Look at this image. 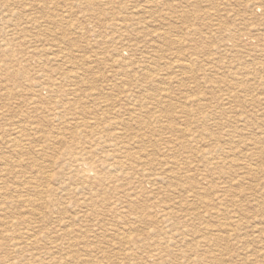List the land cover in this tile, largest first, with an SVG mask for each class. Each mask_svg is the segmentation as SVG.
I'll return each instance as SVG.
<instances>
[{
    "label": "rangeland",
    "instance_id": "rangeland-1",
    "mask_svg": "<svg viewBox=\"0 0 264 264\" xmlns=\"http://www.w3.org/2000/svg\"><path fill=\"white\" fill-rule=\"evenodd\" d=\"M20 1L0 0V264H264V0Z\"/></svg>",
    "mask_w": 264,
    "mask_h": 264
},
{
    "label": "bare ground",
    "instance_id": "bare-ground-1",
    "mask_svg": "<svg viewBox=\"0 0 264 264\" xmlns=\"http://www.w3.org/2000/svg\"><path fill=\"white\" fill-rule=\"evenodd\" d=\"M17 1H18V0H17ZM21 1H22V0H21ZM21 1H20V2H21ZM24 1H25V0H24ZM27 1H29V0H27ZM100 1H101V0H100ZM30 2H31V1H30ZM104 2H105V1H104ZM106 2H107V1H106ZM109 2H110V0H109ZM149 2H150V1H149ZM89 3H90V2H89ZM22 4H23V3H22ZM102 4H103V3H102ZM106 4H107V3H106ZM10 5H11V4H10ZM10 5H9V6H10ZM19 5H20V4H19ZM91 5H93V4H89L87 7H89V6H91ZM104 5H105V4H104ZM108 6H109V5H108ZM119 6H120V5H119ZM1 7H2V6H1ZM7 8H8V7H6V10H7ZM93 8H94V7H93ZM4 9H5V8H4ZM19 9H20V8H19ZM105 9H107L106 6H105ZM110 9H111V8H110ZM120 9H125V7H120V8H119V11L117 12L118 15L116 16L117 18H118V17H121ZM6 10H4V11H6ZM27 10H28V9H27ZM31 10H32V9H31ZM11 11H12V10H11ZM19 11H21V10H19ZM112 11H113V10H112ZM0 12H2V11H0ZM7 12H8V11H7ZM16 12H18V11H16ZM105 12H106V11H105ZM122 12H123V11H122ZM12 13H14V12H12ZM22 13H23V12H22ZM16 14H18V13H16ZM0 15H1V14H0ZM10 15H11V14H10ZM22 15L24 16V13H23ZM25 15H27V14H25ZM28 15H29V14H28ZM3 16H4V15H3ZM14 16H15V15H14ZM16 16H17V15H16ZM19 16H21V13H20ZM85 16H86V15H85ZM12 17H13V16H11V18H12ZM17 17H18V16H17ZM27 17L30 18L29 16H27ZM116 17H115V18H116ZM21 18H22V17H21ZM94 18H95V17H94ZM4 19H6V18H4ZM32 19H33V16L31 17L30 21H31ZM119 19H120V18H119ZM8 20H9V19H8ZM15 20H16V19H15ZM19 20H20V19H19ZM28 20H29V19H28ZM34 20H35V19H34ZM88 20H89V19H88ZM88 20H86V21H88ZM113 20H115V19H113ZM133 20H134V19H133ZM0 21H1V20H0ZM115 21H117V20H115ZM15 22H16V21H15ZM92 22H93V21H92ZM134 22H135V21H134ZM84 23H85V22H84ZM114 23H115V22H114ZM136 23H137V22H136ZM91 24H92V23H91ZM111 25H112V27H116V23L113 25V23L111 22ZM117 25H118V24H117ZM2 26H3V25H1V27H2ZM120 26H122V25H120ZM123 26H124L126 29H128V26H127L126 24L123 25ZM10 27H12V26H10ZM124 27H123V28H124ZM34 28H36V27H34ZM116 28H117V27H116ZM118 28H119V27H118ZM31 29H32V28H31ZM17 30H18V29H17ZM17 30H16V31H17ZM108 30H109V29H108ZM110 30H111V29H110ZM18 31H19V30H18ZM230 31L233 32L232 30H230ZM119 32H121V30H120ZM27 33H28V32H27ZM111 33H113V32H111ZM116 33H117V32H116ZM113 34H114V33H113ZM226 34H227V33H226ZM231 34H232V33H231ZM111 35H112V34H111ZM221 35H222V34H221ZM229 35H230V34H229ZM234 35H235V34H234ZM94 36H95V35H94ZM99 36H100V34H99ZM97 37H98V36H97ZM117 37H118V36H117ZM237 37H238V36H237ZM1 38H2V37H1ZM4 39H5V38H4ZM235 39H236L235 41H237L238 38H235ZM115 40H116V38H115ZM136 40H137V39H136ZM109 41H111V40H109ZM134 41H135V40H134ZM1 42H2V41H1ZM3 42H4V41H3ZM118 42H119V41H118ZM120 42H121V41H120ZM135 42H136V41H135ZM26 43H27V42H26ZM100 43H102V42H100ZM250 43H251V42H250ZM32 44H33V43H32ZM110 44H111V43H110ZM148 44H149V43H148ZM33 45H34V44H33ZM100 45H101V44H100ZM105 46H106V45H105ZM19 47H20V46H19ZM144 47H145V46H144ZM250 47H252V46H250ZM38 52H40V51H37V50H36V53H38ZM44 52H45V51H44ZM115 52H116V51H115ZM31 53H32V51H31ZM113 53H114V52H113ZM7 54H8V53H7ZM14 54H15V53H14ZM41 54H42V53H41ZM43 54H44V53H43ZM120 54H121V53H120ZM15 55H16V54H15ZM33 55H34V52H33ZM11 56H12V55H11ZM47 56H48V55H47ZM113 56H116V55H113ZM113 56H112V57H113ZM117 56H118V55H117ZM117 56H116V57H117ZM0 57L2 58V56H0ZM28 57H29V56H28ZM109 57H110V55H109ZM1 58H0V59H1ZM29 58H30V57H29ZM37 58H39V57H37ZM103 58H104V57H103ZM114 58H115V57H114ZM27 59H28V58H27ZM39 60H40V59H39ZM105 60H106V58H105ZM140 61H141V60H139V62H140ZM38 62H39V61H38ZM108 62H109V61H108ZM17 63H18V62H17ZM17 63H16V64H17ZM23 63H24V62H23ZM23 63H22V64H23ZM39 63H40V62H39ZM114 63H115V62H114ZM132 63H133V61H132ZM134 63H135V62H134ZM24 64H25V63H24ZM125 64H127V63H125ZM140 64H142V63H140ZM122 66H123V68H124V65H122ZM142 66H143V65H142ZM144 66H145V64H144ZM11 67H12V66H11ZM20 67H22V66L20 65ZM23 67H25V66H23ZM125 67H126V66H125ZM25 68H26V67H25ZM126 68H127V67H126ZM2 69H3V68H2ZM15 69H16V67H15ZM135 69H136V66H135ZM3 70H4V69H3ZM7 70H8V69H7ZM127 70H128V69H127ZM139 70H140V69H139ZM137 71H138V70H137ZM141 71H142V70H141ZM23 73H24V72H23ZM23 73H22V76H23ZM53 73H54V72H53ZM129 73H131V71H130ZM132 73H133V71H132ZM137 73H138V72H137ZM145 73H146V72H145ZM147 74H148V73H147ZM19 75H20V74H19ZM24 75H25V74H24ZM130 75H131V74H130ZM134 75H135V74H134ZM0 76H1V75H0ZM123 76H125V75H123ZM135 76H136V75H135ZM139 76H141V75H139ZM143 76H145V75L143 74ZM12 77H13V76H12ZM147 77H148V76H147ZM3 78H4V77H3ZM6 78H7V77H6ZM136 78H137V77H136ZM0 79H1V78H0ZM8 80H9V79H8ZM8 80H7V81H8ZM7 81H6V82H7ZM53 81H55V80H53ZM58 81H59V80H58ZM138 82H139V80H138ZM138 82H137V83H138ZM26 83H27V82H26ZM60 83H62V82H60ZM60 83H59L58 86H60ZM134 83H135V82H134ZM65 84H67V83L65 82ZM145 84H147V83H145ZM0 85H1V84H0ZM56 86H57V84H56ZM141 86H142V85H141ZM137 87H138V86H137ZM13 88H14V87H13ZM13 88H12V89H13ZM25 88H26V87H25ZM58 88H59V87H58ZM61 88H62V85H61ZM140 88H141V87H140ZM142 88H143V87H142ZM146 88H147V87H146ZM152 88H153V87H152ZM33 89H34V88H33ZM37 89H38V88H37ZM55 89H56V87H55ZM63 89H64V88H63ZM0 90H1V88H0ZM34 90H35V89H34ZM57 90H58V89H57ZM60 90H62V89H60ZM70 90H71V89H70ZM145 90H147V89H145ZM145 90H144V91H145ZM148 90H149V89H148ZM150 90H151V89H150ZM150 90H149V91H150ZM4 91H5V90H4ZM17 91H18V90H17ZM20 91H21V90H20ZM55 91H56V90H55ZM62 91H63V90H62ZM72 91H73V90H72ZM76 91H77V90H76ZM144 91H143V93H144ZM13 92H14V91H13ZM53 92H54V91H53ZM67 92H68V93H67ZM139 92H140V91H139ZM6 93H7V92H6ZM9 93H10V92H9ZM18 93H19V91H18ZM22 93H23V92H22ZM27 93H28V91H27ZM50 93H52V92L50 91ZM74 93H75V92H70V91H68V90H67V91H64V95L66 94V97L69 96V95L74 96ZM133 93H134V92H133ZM3 94H4V93H3ZM11 94H12V93H11ZM29 94H30V93H29ZM33 94H35V93H33ZM77 94H78V92H77ZM140 94H141V93H140ZM4 95H5V94H4ZM6 95H7V94H6ZM6 95H5V96H6ZM37 96H39V95H37ZM37 96H35V97H36V98H39V97H37ZM72 96H71V97H72ZM75 96H76V95H75ZM77 96H78V95H77ZM77 96H76V99H78ZM3 97H4V96H3ZM29 97H30V96H29ZM32 97H33V96H32ZM42 97H44V96L42 95ZM48 97H49V96H48ZM51 97H52V96H51ZM59 97H60V99L57 101V103L54 104L53 106L49 107V109L46 110V112H50V113H52V115L54 114V115H57V116H60V115L68 116V114H70V109H71V108L69 107V106H70V103H69L70 101H69V102H67V101L64 102V100H65L66 98L63 99L62 96H59ZM119 97H120V96H119ZM133 97H134V96H133ZM4 98H5V97H4ZM53 98H54V97H53ZM55 98H56V97H55ZM57 98H58V97H57ZM87 98H88V97H87ZM127 98H128V96H127ZM46 99H47V98H46ZM80 99H81V98H80ZM128 99H129V98H128ZM132 99H133V98H132ZM38 100H39V99H38ZM121 100H122V99H121ZM121 100H120V101H121ZM123 100H124V99H123ZM123 100H122V101H123ZM39 101H41V100H39ZM137 101H138V100H137ZM143 101H145V100H143ZM26 102H27V101H26ZM28 102H29V101H28ZM34 102H35V101H34ZM34 102L32 103V100H31V103H32V104H34ZM48 102H49V101H48ZM48 102H47V103H48ZM66 102H67V103H66ZM124 102L127 103V101H124ZM124 102H123V103H124ZM130 102H131V101H130ZM130 102H129V104H131ZM36 103H37V102H36ZM36 103H35V104H36ZM132 103H133V105H134V102H132ZM135 103H136V102H135ZM137 103H138V102H137ZM39 104H40V103H39ZM44 104H45V103H44ZM127 104H128V103H127ZM139 104H140V102H139ZM143 104H144V102H143ZM37 105H38V104H37ZM40 105H42V104H40ZM45 105H46V104H45ZM45 105H43V106H45ZM145 105H146V104H145ZM149 105H150V104H149ZM149 105H148V106H149ZM158 105H159V104H158ZM78 106H79V105H78ZM146 106H147V105H146ZM146 106H144V107H146ZM148 106H147V107H148ZM27 107H28V105H27ZM36 107H37V106H36ZM71 107H72V106H71ZM74 107H75V106H73V108H74ZM124 107H125V106H124ZM138 107H139V106H138ZM100 108H102V107H100ZM28 109H29V108H28ZM30 109H31V108H30ZM38 109H39V108H37V111H40V110H38ZM75 109H77V107H76ZM145 109H147V108H144V110H145ZM126 110H127V109H126ZM147 110H148V109H147ZM44 111H45V110H44ZM42 112H43V111H42ZM46 112H43V113L45 114ZM98 112H99V111H98ZM98 112H97V113H98ZM114 112H115V111H114ZM126 112H127V111H126ZM126 112H125V113H126ZM131 112H132V111L130 110V113H131ZM36 113H37V112H36ZM97 113H95V114H97ZM115 113H116V112H115ZM143 113H144V112H143ZM216 113H217V112H216ZM218 113H219V112H218ZM224 113H225V112H224ZM226 113H228V112H226ZM28 114L30 115V113H28ZM39 114H40V113H39ZM44 114H43V115H44ZM76 114H77V113H76ZM95 114H93V115H95ZM120 114H121V113H120ZM32 115H33V114H32ZM77 115H78V114H77ZM79 115H80V114H79ZM79 115H78V117H79ZM219 115H220V114H219ZM40 116H41V115H40ZM44 116H45V115H44ZM83 116H84V115H83ZM86 116H88V115H86ZM86 116H84V118L82 117L83 120L85 119ZM108 116H110V115H108ZM113 116H114V115H113ZM135 116H136V114H135ZM3 117H4V116H3ZM5 117H6V116H5ZM78 117H77V118H78ZM119 117H120V116H119ZM138 117H139V116H138ZM39 118H40V117H39ZM53 118H54V117H53ZM56 118H57V119H60V117H56ZM35 119H36V118H35ZM45 119H46V117H45ZM50 119H51V118H50ZM63 119H64V118H63ZM80 119H81V118H80ZM87 119H88V118H87ZM114 119H115V116H114V118H113L112 120H114ZM118 119H119V118H118ZM131 119H132V118H131ZM131 119H130V120H131ZM134 119H135V118H134ZM134 119H133V120H134ZM136 119H137V118H136ZM54 120H55V119H54ZM121 120H122V118H121ZM121 120H119V121H121ZM35 121H36V120H35ZM40 121H42V119H41ZM44 121H45V120H44ZM58 121H59V120H58ZM68 121H69V120H68ZM73 121H75V120H73ZM77 121H78V120H77ZM85 121L88 122V120H86V119H85ZM85 121H84V123H85ZM116 121H117V120H116ZM60 122H61V121H60ZM69 122H71V121H69ZM75 122H76V121H75ZM82 122H83V121H82ZM87 122H86V124H87ZM133 122H134V121H133ZM35 123H36V125H37V122H35ZM38 123L40 124V122H38ZM52 123H53V122H52ZM123 123H124V122H123ZM62 124H63V123H62ZM65 124H66V123H65ZM74 124H75V123H74ZM80 124H81V123H80ZM120 124H121V123H120ZM124 124H125V123H124ZM52 125H53V124H52ZM57 125H60V123L57 124ZM66 125H67V128H68V124H66ZM88 125H89V123H88ZM134 125H135V124H134ZM32 126H33V124L31 125V127H32ZM70 126L72 127V125H70ZM84 126H85V125H84ZM110 126H112V125H110ZM116 126L118 127L119 124H117ZM116 126H115V127H116ZM123 126H124V125H123ZM135 126H137V125H135ZM37 127H38V125H37ZM58 127H59V126H58ZM58 127H54V128H58ZM106 127H107V126H106ZM117 127H116V128H117ZM121 127H122V126H121ZM12 128H14V127H12ZM16 128L18 129V127H16ZM16 128H14V129H16ZM59 128H60V127H59ZM74 128H75V125H74ZM99 128H100V126H99ZM135 128H136V127H135ZM139 128H140V127H139ZM25 129H30V128H25ZM31 129H32V128H31ZM37 129H38V128H37ZM37 129H36V130H37ZM103 129H105V128H103ZM118 129H119V128H118ZM12 130H13V129H12ZM36 130H34V131H36ZM54 130H55V129H54ZM64 130H66V129H64ZM71 130H72V129L70 128V132H71L70 134H71V137H72V139H73V140L71 141V144H70L71 146L69 147V151H70V154H71V158H70V157H67V156H68V155H67V156L65 157V159L70 158V160H69V161L67 160L68 162H67L66 160H65V161H66V163L69 165L68 167H70V169L72 170V172H73V171L76 172V170H80L85 176L93 175V173H94V168L92 167L93 164H90V163H88V162H85V161H84V158H83V157H85V156H87V155H89V154L91 155V153L93 152V151H92V152H91V151H88L89 149L87 150V149L85 148V147H88V146H92V142H89V143L87 142L88 144H83V143H82V145H81L82 147H78V146H77V148H76V147H75V144L77 143L78 140L76 141V143H75V140L78 139V138H80V137H79L80 135L78 134L79 132L77 131V129L74 130V131H73V130L71 131ZM114 130H116V129L114 128ZM15 131H17V130H15ZM21 131H22V130H21ZM23 131H25V130H23ZM23 131H22V133H23ZM27 131H28V130H27ZM29 131H30V130H29ZM56 131H57V130H55V133H56ZM79 131H80V130H79ZM98 131H99V130H98ZM7 132H8V131H7ZM11 132H13V131H11ZM61 132H62V131H61ZM77 132H78V133H77ZM80 132L83 133V130H81ZM110 132H111V130H110ZM24 133H26V131H25ZM93 133H94V132H93ZM93 133H92V134H93ZM192 133H193V132H192ZM14 134H15V133H14ZM16 134H17V132H16ZM19 134H20V133H19ZM26 134H27V133H26ZM35 134H37V132H36ZM56 134H57V133H56ZM61 134H62V133H61ZM65 134H66V133H65ZM68 134H69V132H68ZM68 134H66V136H67ZM87 134H88V133H87ZM87 134H86V135H87ZM118 134H119V133H118ZM146 134H147V133H146ZM196 134H198V133H196ZM8 135H9V134H7V136H8ZM12 135H13V134H12ZM20 135H22V134H20ZM23 135H24V134H23ZM81 135H82V134H81ZM144 135H145V134H144ZM13 136H15V135H13ZM31 136H32V135H31ZM34 136H35V135H34ZM54 136H57V135H54ZM58 136H63V135H58ZM58 136H57V137H58ZM69 136H70V135H69ZM91 136H92V135H91ZM117 136L119 137V135H117ZM132 136H133V134H132ZM141 136H142V134H141ZM159 136H160V135H159ZM161 136H162V135H161ZM161 136H160V137H161ZM18 137H19V135H18ZM18 137H17V138H18ZM28 137H29V136H28ZM41 137H42V136H40V138H41ZM86 137H87V136H86ZM123 137H125V136H123ZM126 137H127V136H126ZM135 137H136V136H135ZM138 137H139V136H138ZM144 137H145V136H144ZM191 137H192V136H191ZM204 137H205V136H204ZM210 137H211V136H210ZM23 138H24V137H23ZM25 138H27V136H25ZM31 138H32V137H31ZM44 138H45V137H44ZM49 138H50V137H49ZM63 138L65 139V137H63ZM127 138H128V137H127ZM15 139H16V138H15ZM54 139H57V138H54ZM111 139H112V135H111ZM128 139H129V138H128ZM132 139H133V138H132ZM147 139H148V138H146L145 141H146ZM159 139H160V138H159ZM20 140H21V139H20ZM40 140H41V139H40ZM45 140H46V139H45ZM45 140H44V142H45ZM57 140H58V139H57ZM61 140H62V139H61ZM112 140H114V139H112ZM119 140H121V139H119ZM125 140H126V139H125ZM133 140H134V139H133ZM164 140H165V139H164ZM191 140H192V139H191ZM193 140H194V138H193ZM196 140H197V137H196ZM221 140H222V139H221ZM221 140L219 139V141H221ZM1 141H3V140H1ZM10 141H11V142H9V143H8L7 141H6V142H7L8 144H10V143L13 144V142H14L15 140H14L13 142H12V140H10ZM26 141H27V140H26ZM36 141H37V140H36ZM51 141H52V140L47 139V142H49L50 144H52ZM67 141H68V140H67ZM92 141H93V140H92ZM141 141H142V139H141ZM143 141H144V140H143ZM143 141H142V143H143ZM161 141H162V139H161ZM165 141H166V140H165ZM171 141H172V140H171ZM189 141H190V140H189ZM217 141H218V140H217ZM3 142H5V140H4ZM17 142H18V141H17ZM28 142H29V141H28ZM32 142L34 143L35 141H32ZM54 142H55V141H54ZM64 142H65V140H64ZM146 142H147V141H146ZM167 142H169V141H167ZM172 142H173V141H172ZM175 142H176V141H175ZM187 142H188V140H187ZM205 142H206V141H205ZM33 143H32V144H33ZM56 143H57V142H56ZM73 143H75V144H73ZM113 143H114V142H113ZM134 143H135V142H134ZM137 143H138V142H137ZM137 143H136V145H137ZM144 143H145V142H144ZM163 143H164V142H163ZM189 143H190V142H189ZM191 143H192V142H191ZM198 143H199V141H198ZM208 143H209V141H208ZM12 144H11V145H12ZM20 144H21V143H20ZM30 144H31V143H30ZM47 144H48V143H47ZM139 144H140V142H139ZM146 144H147V143H146ZM146 144H145V145H146ZM168 144H170V143H168ZM182 144H185V143H182ZM221 144H222V143H221ZM120 145H121V144H120ZM140 145H141V144H140ZM143 145H144V144H143ZM175 145H176V144H175ZM175 145H174V146H175ZM185 145H186V144H185ZM185 145H183V146H185ZM187 145H188V144H187ZM207 145H209V144H207ZM218 145H219V144H218ZM5 146H6V144H5ZM17 146H18V145H17ZM103 146H104V145H103ZM117 146H118V145H117ZM117 146H116V147H117ZM178 146H179V144L177 145V147H178ZM183 146H181V147H183ZM188 146H189V145H188ZM190 146H191V144H190ZM196 146H197V145H196ZM196 146H194V147H196ZM211 146H212V145H211ZM215 146H216V145H215ZM24 147H25V146H24ZM104 147H105V146H104ZM143 147H144V146H143ZM143 147H142V148H143ZM169 147H171V146H169ZM181 147H180V148H181ZM207 147H208V146H207ZM9 148H10V146H9ZM9 148H8V149H9ZM11 148H12V147H11ZM16 148L18 149V147H16ZM38 148H39V147H38ZM40 148H41V147H40ZM40 148H39V149H40ZM43 148H44V147H43ZM90 148H91V147H90ZM110 148H112V147H110ZM131 148H132V147H131ZM188 148H189V147H188ZM14 149H15V148H14ZM44 149H47V148H44ZM92 149H93V148H92ZM105 149H106V148H105ZM112 149H113V148H112ZM133 149L136 151V149H135L134 147H133ZM170 149H171V148H170ZM183 149H184V148H183ZM215 149H216V147H215ZM20 150H21V149H20ZM27 150H28V149H27ZM93 150H94V149H93ZM97 150H98V149H97ZM102 150H103V149H102ZM106 150H107V149H106ZM125 150H126V149H125ZM139 150H140V149H139ZM139 150H138V151H139ZM180 150H182V149H179V151H180ZM187 150H188V149H187ZM193 150H194V149H193ZM223 150H224V149H223ZM31 151H32V150H31ZM43 151H44V150H43ZM45 151H46V150H45ZM113 151H114V150H113ZM117 151H118V150H117ZM126 151H127V150H126ZM129 151H130V150H129ZM131 151H132V150H131ZM140 151H141V150H140ZM144 151H145V150H144ZM176 151H177V150H176ZM205 151L207 152V150H205ZM28 152H29V150H28ZM47 152H48V150H47ZM97 152H98V151H97ZM101 152H102V151H101ZM108 152H109V151H108ZM142 152H143V151H142ZM170 152H171V151H170ZM203 152H204V151H203ZM216 152H218V151H216ZM222 152H223V151H222ZM14 153H15V152H14ZM29 153H30V152H29ZM109 153H110V152H109ZM134 153H136V152H134ZM140 153H141V152H140ZM183 153H184V151H183ZM200 153H201V152H200ZM15 154H17V152H16ZM24 154H25V153H24ZM30 154H31V153H30ZM44 154H45V153H44ZM46 154H47V153H46ZM115 154H116V152H115ZM121 154H122V153H121ZM215 154H218V153H215ZM17 155H18V154H17ZM22 155H23V154H22ZM36 155H37V154H36ZM123 155H125L124 152H123L122 156H123ZM132 155H133V154H132ZM137 155H138V153H137ZM186 155H189V152H188V154H186ZM204 155H205V154H204ZM222 155H223V154H222ZM18 156H20V155H18ZM40 156H41V154H40ZM40 156H39V158L42 157V156H41V157H40ZM69 156H70V155H69ZM126 156L128 157V155H126ZM143 156H144V155H143ZM169 156H170V155H169ZM180 156H182V155H180ZM44 157H45V156H44ZM117 157H118V156H117ZM130 157H131V156H130ZM146 157H147V156H146ZM184 157H185V156H184ZM187 157H188V156H187ZM223 157H224V156H223ZM63 158H64V157H63ZM95 158L97 159V157H95ZM103 158H105V157H103ZM103 158H102V159H103ZM106 158H107V157H106ZM123 158H124V157H123ZM142 158H144V157H142ZM175 158H176V157H175ZM180 158H181V157H180ZM199 158H200V156H199ZM202 158H203V156H202ZM212 158H213V157L211 156V159H212ZM221 158H222V157H221ZM228 158H229V157H228ZM149 159H150V158H149ZM157 159H158V158H157ZM162 159H163V158H162ZM182 159H183V158H182ZM3 160H4V159H3ZM115 160H116V159H115ZM119 160H120V159H119ZM144 160H145V159H144ZM185 160H187V159H185ZM193 160H194V159H193ZM198 160H199V159H198ZM198 160H197V161H198ZM209 160H210V159H209ZM174 161H175V160H174ZM179 161H180V160H179ZM212 161H213V160H212ZM18 162H19V161H18ZM18 162H17V163H18ZM22 162L24 163V161H22ZM98 162H99V161H98ZM107 162H109V160H108ZM127 162H128V161H127ZM142 162H144V161H142ZM182 162H183V161H182ZM182 162H181V165H182ZM184 162H185V161H184ZM189 162H191V161H189ZM207 162H208V161H207ZM19 163H20V162H19ZM91 163H92V162H91ZM96 163H97V161H96ZM109 163H110V162H109ZM112 163H113V162H112ZM171 163H172V162H171ZM185 163H188V162H185ZM198 163H199V162H197V165H198ZM203 163H204V162H203ZM222 163H223V161H222ZM6 164H7V162H6ZM20 164H21V163H20ZM64 164H65V163H64ZM135 164H136V163H135ZM158 164H159V163H158ZM166 164H167V163H166ZM172 164H174V163H172ZM15 165H17V164H15ZM104 165H105V164H104ZM114 165H115V166H114V170H116V169L122 167V162H120V163H119V162H118V163H115ZM137 165H138V164H137ZM137 165H136V166H137ZM147 165H148V164H147ZM156 165H157V164H156ZM169 165H171V164L169 163ZM181 165H180V166H181ZM186 165H187V164H186ZM188 165H189V163H188ZM202 165H203V164H202ZM206 165H207V164H206ZM210 165H211V164H210ZM218 165H220V167H221V164H220V163H219ZM21 166H22V165H21ZM62 166H63V165H62ZM107 166H108V165H107ZM163 166H164V165H163ZM163 166H162V167H163ZM189 166H191V165H189ZM211 166H212V165H211ZM54 167H55V166H54ZM101 167H102V166H101ZM147 167H148V166H147ZM208 167H209V166H208ZM220 167H219V168H220ZM248 167H249V166H248ZM55 168H56V167H55ZM163 168H164V167H163ZM199 168H200V167H199ZM206 168H207V166H206ZM211 168H212V167H211ZM219 168H218V169H219ZM245 168H246V167H245ZM251 168H252V167H251ZM218 169H217V170H218ZM221 169H222V168H221ZM228 169H229V168H228ZM248 169H249V168H247V171L249 172L250 170H248ZM62 170H63V169H62ZM118 170H119V169H118ZM141 170H142V169H141ZM141 170H139L138 172H140ZM156 170H157V169H156ZM212 170L214 171V169H212ZM252 170H253V169H252ZM254 170L256 171L255 168H254ZM58 171H60V170H58ZM116 171H117V170H116ZM122 171H123V170H122ZM151 171H153V170H151ZM158 171H159V170H158ZM164 171H165V170H164ZM208 171H210V169L207 170V172H208ZM223 171H225V170H223ZM223 171H222V173H223ZM244 171H245V170H244ZM37 172H38V170H37ZM61 172H62V171H61ZM129 172H130V171H129ZM155 172H156V171H155ZM257 172H258V171H257ZM257 172H255V173H257ZM69 173H70V172H69ZM115 173H116V172H115ZM140 173H141V172H140ZM145 173H147V172H145ZM145 173H143V174H145ZM151 173H153V172H151ZM205 173H206V172H205ZM212 173H213V172H212ZM217 173H219V172H217ZM111 174H113V173H111ZM210 174H211V173H210ZM213 174H214V173H213ZM252 174H253V172H252ZM15 175H16V174H15ZM15 175H13V176H15ZM19 175H20V174H19ZM40 175H41V174H40ZM48 175H49V174H48ZM157 175H158V174H157ZM160 175H161V174H160ZM175 175H176V174H175ZM182 175H183V174H182ZM13 176H12V177H13ZM17 176H18V175H17ZM110 176H111V175H110ZM122 176H123V175H122ZM140 176H141V174H140ZM146 176H147V175H146ZM162 176H163V175H162ZM180 176H181V174H180ZM228 176H230V175L228 174ZM41 177H42V176H41ZM43 177H44V176H43ZM45 177H49V176L46 175ZM155 177H156V176H155ZM157 177H158V176H157ZM176 177H177V176H176ZM225 177H226V176H225ZM15 178H17V177H15ZM38 178H39V176H38ZM137 178H138V177H137ZM171 178H172V177H171ZM181 178H182V177H181ZM13 179H14V177H13ZM19 179H20V178H19ZM41 179H43V178H41ZM49 179H51V178H49ZM54 179H55V178H54ZM70 179H71V178H70ZM118 179H119V178H118ZM127 179H128V178H127ZM139 179H141V178H139ZM144 179L147 180V177L144 178ZM150 179H151V178H150ZM165 179H166V178H165ZM167 179H168V178H167ZM169 179H170V177H169ZM177 179H178V178H177ZM221 179H222V178H221ZM225 179H226V178H225ZM227 179H228V178H227ZM22 180H23V179H22ZM79 180H80V178H79ZM19 181H20V180H19ZM24 181H25V180H24ZM128 181H129V180H128ZM131 181H132V180H131ZM138 181H139V180H138ZM149 181H150V180H149ZM24 183H25V182H24ZM53 183H54V180H53ZM55 183H56V182H55ZM89 183H90V182H89ZM144 183H145V182H144ZM157 183H158V182H157ZM22 184H23V183H21V185H22ZM57 184H58V181H57ZM113 184H115V183H113ZM141 184H142V183H141ZM169 184H170V183H169ZM172 184H173V183H172ZM19 185H20V183H19ZM78 185H79V184H78ZM82 185H83V183H82ZM87 185H88V183H87ZM131 185H132V184H131ZM134 185H135V183H134ZM28 186H29V185H28ZM150 186H151V185H150ZM162 186H163V185H162ZM7 187H8V186H7ZM26 187H27V186H26ZM30 187H32V186H30ZM35 187H36V186H35ZM132 187L134 188L135 186H132ZM20 188H21V187H20ZM28 188H29V187H28ZM28 188H27V189H28ZM111 188H112V187H111ZM24 189H26V188H24ZM27 189H26V190H27ZM60 189L62 190V188H60ZM128 189H130V188L128 187ZM157 189H158V188H157ZM3 190H4L3 193H4V194L6 195V197H7V193L10 192V190H6V187H5ZM20 190H21V189H20ZM61 190H59V191H61ZM184 190H186V189H184ZM91 191H92V190H91ZM91 191H90V192H91ZM125 191H126V190H125ZM139 191H140V190H139ZM182 191H183V190H182ZM186 191H188V189H187ZM190 191H191V190H190ZM11 192H12V193L15 192V189H14V191L11 190ZM155 192H156V191H155ZM183 192H184V191H183ZM183 192H182V193H183ZM188 192H189V191H188ZM185 193H186V192H185ZM189 193H190V192H189ZM4 194H3V195H4ZM13 194H14V193H13ZM76 194H78V192H77ZM17 195H20V194H17ZM83 195H85V194L83 193ZM135 195H136V194H135ZM175 195H176V194H175ZM10 196H11V195H10ZM15 196H16V195H15ZM64 196H65V195H64ZM66 196H67V195H66ZM131 196H132V195H131ZM144 196H145V195H144ZM161 196H162V195H161ZM163 196H164V195H163ZM17 197L21 198V196H17ZM17 197H16V198H17ZM92 197H93V196H92ZM117 197H118V195H117ZM94 198H96V197H94ZM127 198H129V197H127ZM157 198H158V197H157ZM63 199H64V198H63ZM105 199H106V198H105ZM139 199H140V198H139ZM145 199H146V198H145ZM0 200H2V199H0ZM79 200H80V199H79ZM158 200H159V199H158ZM10 201H11V198H9V197H8V198H5V202H4V205H5V206H4V207L9 206V205H10ZM51 201H52V200H51ZM55 201H56V200H55ZM60 201H61V200H60ZM63 201H64V200H63ZM110 201H111V200H110ZM160 201H161V200H160ZM23 202H24V201H23ZM23 202H21V203H23ZM57 202H58V201H57ZM128 203H129V202H128ZM167 203H168V202H167ZM26 204H27V203H26ZM49 204H50V203H49ZM52 204H53V203H52ZM120 204H121V203H120ZM129 204H130V203H129ZM129 204H128V205H129ZM131 204H132V203H131ZM12 205H13V204H12ZM81 205H82V204H81ZM162 205H163V204H162ZM164 205H165V204H164ZM50 206H51V205H50ZM92 206H93V205H92ZM113 206H114V205H113ZM117 206H118V205H117ZM57 207H58V206H57ZM57 207H56V209H57ZM59 207L61 208L62 205H60ZM69 207H70V206H69ZM73 207H74V205H73ZM160 207H161V206H160ZM165 207H166V206H165ZM71 208H72V205H71ZM74 208H75V207H74ZM77 208H78V207H77ZM77 208H76V209H77ZM80 208H81V207H80ZM92 208H93V207H92ZM118 208H119V206H118ZM143 208H144V207H143ZM156 208H157V207H156ZM156 208H155V209H156ZM8 209H9V208H8ZM10 209H11V208H10ZM72 209H73V208H72ZM89 209H90V208H89ZM160 209H162V208H160ZM171 209H172V206H171ZM171 209H170V210H171ZM5 210H7V209H4V211H5ZM59 210H60V209H59ZM79 210H80V209H79ZM90 210H91V209H90ZM124 210H125V209H124ZM163 210H165V209H163ZM168 210H169V209H168ZM168 210H167V211H168ZM153 211H154V210H153ZM1 212H2V214H3V208H2V211H1ZM26 212H27V211H25V213H26ZM75 212H76V211H75ZM25 213H24V214H25ZM29 213H30V212H29ZM33 213H34V212H33ZM56 213H57V212H56ZM101 213H102V212H101ZM170 213H171V212H170ZM9 214H10V213H9ZM24 214H23V215H24ZM31 214H32V213H31ZM65 214H66V213H65ZM79 214H80V213H79ZM85 214H86V213H85ZM133 214H134V213H133ZM59 215H60V214H59ZM71 215H72V214H71ZM90 215H91V214H90ZM123 215H124V214H123ZM151 215H153V214H151ZM151 215H150V216H151ZM205 215H206V214H205ZM205 215H204V216H205ZM207 215H209V212H208ZM214 215H215V214H214ZM218 215H220V214H218ZM222 215H223V214H222ZM5 216H6V215H5ZM7 216L10 218L9 215H7ZM29 216H30V215H29ZM34 216H35V215H34ZM73 216H74V215H73ZM115 216H116V215H115ZM204 216H203V217H204ZM224 216H225V215H224ZM228 216H229V215H228ZM61 217H62V216H61ZM111 217H112V216H111ZM132 217H133V216H132ZM145 217H147V216H145ZM208 217H209V216H208ZM210 217H211V215H210ZM220 217H221V216H220ZM222 217H223V216H222ZM2 218H4V217H2ZM63 218H64V217H63ZM66 218H67V217H66ZM66 218H65V219H66ZM90 218H91V217H90ZM117 218H118V216H117ZM117 218H116V219H117ZM134 218H135V216H134ZM154 218H155V217H154ZM156 218H157V217H156ZM164 218H165V217H164ZM211 218H212V217H211ZM213 218H214V217H213ZM216 218H217V217H216ZM218 218H219V217H218ZM223 218H224V217H223ZM42 219H44V218H42ZM86 219H87V218H86ZM107 219H108V218H107ZM113 219H114V218H113ZM116 219H115V220H116ZM137 219H138V218H137ZM158 219H159V218H158ZM195 219H196V218H195ZM56 220H57V219H56ZM75 220H76V219H75ZM79 220H81V219H79ZM204 220H205V219H204ZM2 221H3V220H2ZM2 221H1V222H2ZM12 221H13V220H12ZM24 221H25V220H24ZM54 221H55V220H54ZM63 221H64V220H63ZM65 221H66V220H65ZM67 221H68V218H67ZM104 221H105V220H104ZM165 221H167V220H165ZM187 221H188V220H187ZM190 221H191V220H190ZM56 222H57V221H56ZM113 222H114V220H113ZM146 222H147V221H146ZM148 222H149V221H148ZM156 222H157V221H156ZM180 222H181V221H180ZM194 222H195V221H194ZM2 223H3V222H2ZM11 223H12V222H11ZM46 223H47V222H46ZM48 223H49V220H48ZM48 223H47V224H48ZM122 223H123V222H122ZM127 223H128V222H127ZM149 223H150V222H149ZM174 223H175V222H174ZM184 223H185V222H184ZM186 223H187V222H186ZM0 224H1V223H0ZM9 224H10V223H9ZM41 224H42V223H41ZM49 224H50V223H49ZM51 224H52V223H51ZM55 224H56V223H55ZM71 224H72V223H71ZM80 224H81V223H80ZM115 224H117V222H116ZM192 224H193V223H192ZM6 225H7V224H6ZM39 225H40V224H39ZM52 225H53V224H52ZM63 225H64V224H63ZM66 225H67V223H66ZM119 225H120V223H119ZM0 226H1V225H0ZM3 226H5V224H4ZM12 226H13V225H12ZM41 226H42V225H41ZM43 226H44V225H43ZM47 226H48V225H47ZM64 226H65V225H64ZM69 226H70V225H69ZM72 226H73V225H72ZM123 226H124V225H123ZM172 226H173V225H172ZM174 226H175V225H174ZM190 226H191V225H190ZM190 226H189V228H190ZM202 226H205V225H202ZM16 227H17V226H16ZM48 227H49V226H48ZM62 227H63V226H62ZM75 227H76V226H75ZM125 227H126V226H125ZM151 227H152V226H151ZM165 227H166V229H167V226H165ZM17 228H18V227H17ZM40 228H41V227H40ZM54 228H55V227H54ZM56 228H57V227H56ZM69 228H70V227H69ZM87 228H89V227H87ZM169 228H170V227H169ZM187 228H188V227H187ZM72 229H73V228H72ZM83 229H85V228H83ZM116 229H117V228H116ZM121 229H122V228H121ZM89 230H90V229H89ZM192 230H193V229H192ZM24 231H28V230H24ZM39 231H40V230H39ZM101 231H102V228H101ZM120 231H121V230H120ZM35 232H36V231H35ZM37 232H38V231H37ZM49 232H51V231H49ZM62 232L64 233L63 230H62ZM75 232H76V231H75ZM85 232H86V231H85ZM87 232H88V230H87ZM93 232H94V231H93ZM96 232H97V231H96ZM105 232H106V231H105ZM107 232H108V231H107ZM111 232H112V231H111ZM128 232H131V231L128 230ZM128 232H127V233H128ZM11 233H12V232H11ZM33 233H34V232H33ZM101 233H102V232H101ZM114 233H115V232H114ZM117 233H118V232H117ZM117 233H115V234L119 236L120 234H119V233L117 234ZM123 233H124V231H123ZM125 233H126V231H125ZM132 233H133V232H132ZM186 233H187V232H186ZM2 234H3V233H2ZM41 234H42V233H41ZM64 234H66V233H64ZM94 234H95V233H94ZM183 234H184V233H183ZM20 235H21V234H20ZM42 235H43V234H42ZM54 235H55V234H54ZM70 235H71V234H70ZM70 235H69L68 237H70ZM101 235H103V233H102ZM101 235H100V236H101ZM122 235H124V234H122ZM187 235H188V234H187ZM18 236H19V235H18ZM21 236H22V235H21ZM24 236H26V235H24ZM31 236H32V235H31ZM50 236H51V234H50ZM50 236H49V237H50ZM66 236H67V235H66ZM83 236H84V235H83ZM83 236H82V237H83ZM126 236H127V235H126ZM152 236H153V235H152ZM3 237H4V236H3ZM37 237H39V236H37ZM79 237H80V235H79ZM89 237H90V236H89ZM116 237H117V236H116ZM116 237H114V238H116ZM181 237H182V234H181ZM5 238L7 239L6 236H5ZM21 238H22V237H21ZM32 238H33V237H32ZM32 238H31V240H32ZM44 238H45V237H44ZM104 238H105V237H104ZM126 238H127V237H126ZM151 238H152V237H151ZM182 238H184V237H182ZM199 238H200V237H199ZM14 239H15V238H14ZM33 239H34V238H33ZM52 239H53V237H52ZM68 239H69V238H68ZM75 239H76V237H75ZM80 239H81V238H80ZM80 239H78V240H80ZM122 239H123V238H122ZM127 239H128V238H127ZM127 239H124V240H127ZM149 239H150V238H149ZM160 239H161V238H160ZM160 239H159V240H160ZM174 239H175V238H174ZM23 240H24V239H23ZM38 240H42V239H38ZM53 240H54V239H53ZM70 240H71V239H70ZM105 240H106V239H105ZM113 240H114V239H113ZM119 240H121V239H119ZM154 240H155V239H154ZM180 240H181V239H180ZM16 241H17V239H16ZM74 241H75V240H74ZM92 241H93V240H92ZM103 241H104V240H103ZM110 241H111V240H110ZM122 241H123V240H122ZM152 241H153V240H152ZM184 241H186V240H184ZM42 242H43V241H42ZM44 242H45V240H44ZM51 242H52V241H51ZM28 243H29V242H28ZM30 243H31V242H30ZM48 243H49V242H48ZM52 243H54V242H52ZM62 243H63V242H62ZM66 243H67V241H66ZM99 243H100V242H99ZM153 243H154V242H153ZM200 243H201V242H200ZM24 244H25V243H24ZM26 244H27V243H26ZM37 244H38V242H37ZM77 244H78V243H77ZM127 244H128V243H127ZM162 244H163V243H162ZM183 244H185V242H184ZM11 245L14 246L13 244H11ZM11 245H10V246H11ZM27 245H28V244H27ZM85 245H86V243H85ZM171 245H173V244H171ZM12 246H11V248L13 249ZM32 246H33V245H32ZM48 246H49V245H48ZM52 246H53V245H52ZM63 246H64V245H63ZM81 246H82V245H81ZM151 246H153V245H151ZM70 247L72 248V246H70ZM73 247H74V246H73ZM77 247H78V246H77ZM79 247H80V246H79ZM15 248H16V247H15ZM58 248H59V246H58ZM68 248H69V247H68ZM71 248H70V249H71ZM74 248H75V247H74ZM150 248H151V247H150ZM170 248H173V247L171 246ZM52 249H53V248H52ZM152 249H153V248H152ZM210 249H211V248H210ZM7 250H8V249H7ZM54 250H55V249H54ZM72 250H73V249H72ZM155 250H156V249H155ZM14 251H16V250L14 249ZM41 251H42V250H41ZM67 251H68V250H67ZM8 252H9V250H8ZM19 252H20V251H19ZM26 252H27V251H26ZM55 252H56V250H55ZM72 252H73V251H72ZM72 252H71V253H72ZM90 252H91V251H90ZM90 252H88V254H89ZM152 252H154V251H152ZM6 253H7V252H6ZM16 253H17V251H16ZM16 253H15V254H16ZM50 253H51V252H50ZM85 253H86V252H85ZM11 254H12V253H11ZM55 254H57V253H55ZM55 254H54V255H55ZM2 255H3V254H2ZM4 255H5V254H4ZM7 255H8V254H7ZM24 255H25V254H24ZM45 255H46V254H45ZM64 255H65V253H64ZM67 255H68V254H67ZM202 255H203V254H202ZM43 256H44V255H43ZM62 256H63V254H62ZM2 257H3V256H2ZM4 257H5V256H4ZM9 257H10V256H9ZM50 257H51V256H50ZM56 257H57V256H56ZM124 257H125V256H124ZM127 257H128V256H127ZM28 258H29V257H28ZM28 258H27V259H28ZM30 258H31V257H30ZM34 258H35V257H34ZM43 258H44V257H43ZM58 258H59V257H58ZM60 258H62V257H60ZM104 258H105V257H104ZM5 259H7V258H5ZM5 259H4V260H5ZM31 259H32V258H31ZM35 259H36V258H35ZM41 259H42V258H41ZM62 259H63V258H62ZM127 259H128V258H127ZM127 259H126V260H127ZM17 260H18V259H17ZM126 260H125V261H126ZM129 260H131V259H129ZM29 262H30V261H29ZM36 262H37V261H36ZM66 262H67V260H66ZM79 262H80V261H79ZM83 262H84V261H83ZM67 263H68V262H67ZM5 264H6V263H5ZM53 264H54V263H53ZM57 264H59V263H57ZM78 264H80V263H78Z\"/></svg>",
    "mask_w": 264,
    "mask_h": 264
}]
</instances>
